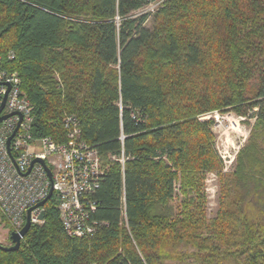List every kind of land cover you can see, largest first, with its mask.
I'll list each match as a JSON object with an SVG mask.
<instances>
[{
  "label": "trees",
  "instance_id": "1",
  "mask_svg": "<svg viewBox=\"0 0 264 264\" xmlns=\"http://www.w3.org/2000/svg\"><path fill=\"white\" fill-rule=\"evenodd\" d=\"M0 67L33 139L65 143L73 116L103 169L92 239L64 232L53 197L0 264H264V0H0ZM213 112L254 120L227 175L201 119Z\"/></svg>",
  "mask_w": 264,
  "mask_h": 264
},
{
  "label": "built area",
  "instance_id": "2",
  "mask_svg": "<svg viewBox=\"0 0 264 264\" xmlns=\"http://www.w3.org/2000/svg\"><path fill=\"white\" fill-rule=\"evenodd\" d=\"M20 86L15 73L0 67V105L6 96L0 117L8 116L0 122V211L18 233L29 210L30 224H42L44 216L40 219V215L45 214L46 203L54 197L64 232L72 238L92 239L98 225L89 219L94 204L88 196L103 175L99 155L81 141L79 124L73 116H67L63 123L65 143L48 137L33 139L31 106ZM118 162L123 167L125 160L121 157ZM50 191L51 198L39 206ZM121 219L126 221L124 212Z\"/></svg>",
  "mask_w": 264,
  "mask_h": 264
},
{
  "label": "rangeland",
  "instance_id": "3",
  "mask_svg": "<svg viewBox=\"0 0 264 264\" xmlns=\"http://www.w3.org/2000/svg\"><path fill=\"white\" fill-rule=\"evenodd\" d=\"M159 4L160 3H155L146 9H148V12L154 13L157 11ZM146 9L140 14L144 13ZM150 24L151 20H147L145 26L150 27ZM201 119L212 120L214 122L212 132L215 137V147L218 155L223 161L221 173L223 175L232 173L236 154L246 144L250 131L253 128L254 120H248L245 117H237L233 114H220L217 112L203 116ZM204 189L206 197V218L210 220L214 218L218 209L219 181L216 173L207 174L204 182ZM180 201L181 195L176 192L173 200L169 203L175 214L179 213ZM9 241L8 231L3 228L0 217V245L8 247L10 246Z\"/></svg>",
  "mask_w": 264,
  "mask_h": 264
},
{
  "label": "water",
  "instance_id": "4",
  "mask_svg": "<svg viewBox=\"0 0 264 264\" xmlns=\"http://www.w3.org/2000/svg\"><path fill=\"white\" fill-rule=\"evenodd\" d=\"M5 100H6V96H4L3 101H2V104L0 105V112L4 108ZM7 117L6 116L5 117H0V122H2L3 120H5ZM13 136H14V134L8 139L7 144L10 143V140H11V138ZM35 162H39L43 166H45L44 163L41 162V161L36 160ZM47 174L50 176V172L48 170H47ZM51 195H52V191H50L47 199L44 202L40 203L39 206H43L46 203V201L51 198ZM30 212H31V210H29L27 212V214H26V221H25L24 227L18 233H16V232L10 233L9 238H10V241H11V246L3 247V246L0 245V249L1 250L8 251V252H12V251L18 250V248L20 246L21 239L26 235V233L29 231V229L31 227L30 220H29V214H30ZM43 216L44 215L41 214L40 215V219H42Z\"/></svg>",
  "mask_w": 264,
  "mask_h": 264
}]
</instances>
